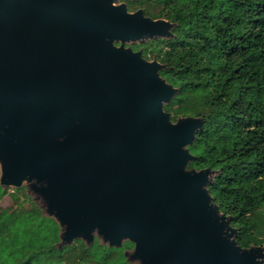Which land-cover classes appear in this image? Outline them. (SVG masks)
<instances>
[{"label":"water","instance_id":"water-1","mask_svg":"<svg viewBox=\"0 0 264 264\" xmlns=\"http://www.w3.org/2000/svg\"><path fill=\"white\" fill-rule=\"evenodd\" d=\"M129 0H0V185L25 188L77 240L129 264H264L190 167L201 117L172 121L179 89L133 45L178 26ZM134 1V0H133Z\"/></svg>","mask_w":264,"mask_h":264},{"label":"trees","instance_id":"trees-1","mask_svg":"<svg viewBox=\"0 0 264 264\" xmlns=\"http://www.w3.org/2000/svg\"><path fill=\"white\" fill-rule=\"evenodd\" d=\"M152 19L178 26L174 39L133 45L167 66L178 88L165 106L172 121L201 117L190 167L217 171L210 193L232 217L238 243L264 246V0H134ZM9 196L12 205L2 206ZM60 227L25 188L0 185V264H124L127 249L77 240L58 248ZM126 261V259H125Z\"/></svg>","mask_w":264,"mask_h":264},{"label":"rangeland","instance_id":"rangeland-1","mask_svg":"<svg viewBox=\"0 0 264 264\" xmlns=\"http://www.w3.org/2000/svg\"><path fill=\"white\" fill-rule=\"evenodd\" d=\"M140 45H141V44H140ZM1 204H2V206H4V207H8V206H11L13 203H12V200L10 199V197H9V196H6V197L2 200ZM124 249H127V247L124 246ZM122 262H123L124 264H129V263H127V262L125 261L124 258H122ZM103 264H109V263H103Z\"/></svg>","mask_w":264,"mask_h":264},{"label":"flooded vegetation","instance_id":"flooded-vegetation-1","mask_svg":"<svg viewBox=\"0 0 264 264\" xmlns=\"http://www.w3.org/2000/svg\"><path fill=\"white\" fill-rule=\"evenodd\" d=\"M129 1H133V0H129ZM130 11V10H129ZM130 12H134V11H130ZM135 51H138V50H135Z\"/></svg>","mask_w":264,"mask_h":264}]
</instances>
